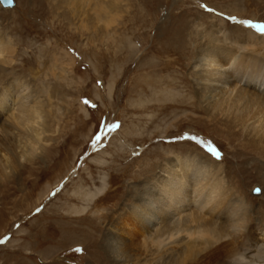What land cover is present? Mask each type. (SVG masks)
I'll return each instance as SVG.
<instances>
[{
    "label": "rangeland",
    "instance_id": "1",
    "mask_svg": "<svg viewBox=\"0 0 264 264\" xmlns=\"http://www.w3.org/2000/svg\"><path fill=\"white\" fill-rule=\"evenodd\" d=\"M58 1L0 5V41L14 50L0 86L9 77L28 81L30 104L41 107L46 124L38 145L27 147L28 161L0 179V264H110L106 216L130 207L132 192L151 188L158 168L203 161L202 153L218 162L232 191L264 207V154L251 149L244 131L212 122L202 111L211 98L198 102L194 94L202 75L194 55L205 31H219V40L220 25H234L235 17L264 25V1L94 0L90 32L62 16L65 5L54 10ZM177 48L183 56L175 62ZM224 81H211L212 88L229 91ZM8 114L0 110V125ZM102 179L104 192L72 214L69 207L84 205L81 196L69 200L73 192L92 193ZM254 238L262 242V234ZM144 253L146 262L162 254Z\"/></svg>",
    "mask_w": 264,
    "mask_h": 264
},
{
    "label": "bare ground",
    "instance_id": "2",
    "mask_svg": "<svg viewBox=\"0 0 264 264\" xmlns=\"http://www.w3.org/2000/svg\"><path fill=\"white\" fill-rule=\"evenodd\" d=\"M93 1L60 0L53 9L59 10L65 5L67 11H63L62 16L77 20L79 29L89 31L93 26ZM240 18H232L237 23L230 27L220 25L223 32L219 40V31H205L203 43L194 55L202 68V75H198L201 83L194 94L198 102L211 98L202 111L209 114L212 122H222L228 132L236 128L244 131L251 149L264 154V33L255 27L261 23H253L250 27ZM100 20L95 21L96 24ZM111 23V19L102 22V28H108ZM256 34H260V39H256ZM185 49L184 53H187ZM238 50L246 52L239 54ZM13 52L0 41V79L5 71L3 65L12 63ZM177 52H172L176 56L175 62L181 60L182 51ZM225 67L226 71L219 72ZM18 79L9 77L0 86V110L9 111L7 121L0 125V152L3 155L0 179L13 174L23 161H28L25 156L33 149L28 152L27 147L30 146V150L33 145H38L39 136L46 132L43 110L37 103L30 104L33 96L28 81ZM211 81H224L231 87L229 91L219 89L216 92ZM220 115L224 118L217 121ZM15 142L21 147L15 148ZM18 148L20 152L16 153ZM203 157L207 159L188 158L190 164L185 158L178 163V169L158 168V177L151 188L145 186L132 192L133 195L126 197L127 202L132 203L130 207H122L116 217L106 216L111 227L108 250L105 249L110 264H158V261L159 264H264V207L254 208L246 202L238 187L232 191L221 177L218 162L204 153ZM105 187L102 179L100 188L92 193L73 192L69 200L77 201L81 196L84 205L69 207L71 213L84 212ZM257 232L262 234L261 243L254 238ZM145 248L150 250L149 257L162 254L158 258L150 257L146 262Z\"/></svg>",
    "mask_w": 264,
    "mask_h": 264
},
{
    "label": "snow or ice",
    "instance_id": "3",
    "mask_svg": "<svg viewBox=\"0 0 264 264\" xmlns=\"http://www.w3.org/2000/svg\"><path fill=\"white\" fill-rule=\"evenodd\" d=\"M10 0H5V3H9ZM262 33H264V25H255ZM85 104H88L89 102L87 100L84 101ZM209 151L212 152L214 155H219L216 150L212 147H209Z\"/></svg>",
    "mask_w": 264,
    "mask_h": 264
},
{
    "label": "water",
    "instance_id": "4",
    "mask_svg": "<svg viewBox=\"0 0 264 264\" xmlns=\"http://www.w3.org/2000/svg\"><path fill=\"white\" fill-rule=\"evenodd\" d=\"M13 0H10V2L9 3H5V0H0V4L3 6V7H5V8H7V7H13ZM253 194L254 195H257V194H259V189L258 188H254V190H253Z\"/></svg>",
    "mask_w": 264,
    "mask_h": 264
}]
</instances>
